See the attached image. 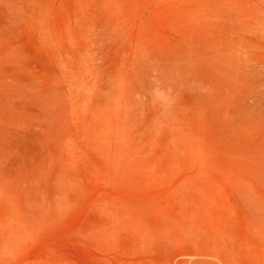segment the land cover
<instances>
[{
    "label": "rangeland",
    "instance_id": "rangeland-1",
    "mask_svg": "<svg viewBox=\"0 0 264 264\" xmlns=\"http://www.w3.org/2000/svg\"><path fill=\"white\" fill-rule=\"evenodd\" d=\"M0 63L60 99L0 264H264L230 191L236 153L264 148V0H0ZM100 107L70 160L72 118Z\"/></svg>",
    "mask_w": 264,
    "mask_h": 264
},
{
    "label": "bare ground",
    "instance_id": "bare-ground-1",
    "mask_svg": "<svg viewBox=\"0 0 264 264\" xmlns=\"http://www.w3.org/2000/svg\"><path fill=\"white\" fill-rule=\"evenodd\" d=\"M3 67H6V65L3 66ZM12 69H15V68H12ZM16 71H15V73H16ZM1 72L3 73V71H1ZM13 72H14V70H13ZM7 73H5V74H7ZM5 74H0V212H2V214H3L2 216H0V225L6 223L7 226L11 230H14V232L15 231L21 232V231H23L25 229V225L19 219V214H18L17 209H16L17 206H18V205L16 206L18 200H17V202H15L14 194L17 192L16 190H17V187H18V184H19L18 182L20 180H22L23 184L24 183L28 184L27 183L28 181H29V184H30L31 183L30 179H34V177H35V176L32 175V173L35 174L37 172V171L35 172V169L37 167H39L41 169V164H39V162L42 163L41 160H42V154H44L43 153V149L45 148L44 147L45 145H43L44 144L43 143L44 139L41 136L42 134L40 133V129H44L48 125L50 126V124L52 122L54 123V120H52L51 118H52V115H53V117L55 116L54 113H53V110H54V108L56 110V107L59 106L57 102L60 99H58L59 98L58 94H57L58 92L57 93L55 92L56 94H54V93L52 94L53 91L51 92L52 96L50 94H44V93H43V95H39L37 92H35V93H37L38 95L35 96V94H34L33 96H31L30 95L31 93L28 92L29 90L24 93L23 91H25V90L20 91L21 87L18 88L19 90L14 88V86H13L14 83L11 84L12 82L10 80H8L9 78L7 79V76ZM17 74H18V72H17ZM18 76H16V79L18 78ZM13 78L14 77L12 76V78H10V79H13ZM117 78H119V77H117ZM117 78L114 77V80L111 79V83H112V81H114V82H113V84L110 83L111 85H110L109 89L107 88L108 90L106 89L108 91V93L106 94L105 97H103L104 98V106L103 107H104L105 110H108L110 107L112 108L114 106V102L116 101V100L114 101V99H116V97L114 96L115 97L114 98L113 95H114L115 92L118 91L117 89H119V83H117L118 82ZM18 79H21V78H18ZM13 80H15V79H13ZM28 82H29V80H28ZM24 83H25V81H24ZM117 84H118V88H117ZM5 85H7L9 87H7ZM24 86H26V85H24ZM27 87H28V84H27ZM49 88H51V87H49ZM53 89L56 90V88H54V87H53ZM30 91H31V89H30ZM36 91H39V90H36ZM32 92H34V91H32ZM112 98H114V99H112ZM62 102H64V101L62 100ZM112 102H113V105H112ZM25 103L34 104V108H32L31 110H28L26 112L24 110V104ZM30 104L28 106H30ZM109 104H110V107H109ZM25 107H27V105ZM60 107H61V105H60ZM10 110L13 111V112H11ZM102 110H103L102 107L97 108L95 113L92 116H90V117H88V116L87 117L86 116H84V117L79 116L78 117L77 116V117L72 118L74 120V124H75V132H74V134L68 136L67 141H66V145H65L66 146L65 148L67 149V155H68L70 160L74 161L78 157V155H79L78 142H79V139H81L83 141L84 134L88 133V132H86L87 130H89L91 128L92 131L100 133V137H101V134L103 133V125H102V123L105 122V121L102 122V117H106V116H104ZM60 112H62V111H59V113ZM108 112H107V117H108ZM11 113L13 115L16 114V113H18V114H16V116L13 117V115ZM20 114H21V118H19ZM59 116H58V118H56V120L61 118ZM64 118L65 119L67 118L66 114H65ZM114 119L116 121V117H114ZM51 120H52V122H51ZM107 121L109 122L110 120L107 119ZM52 124H51V126H53L55 123L53 125ZM56 126H57V124H56ZM53 128L54 127H51L52 130H53ZM111 129L112 128H110V130ZM44 130H46V132H47V128L44 129ZM48 132H50V131H48ZM60 134H61V132H60ZM53 135H50V136H53ZM52 140L50 141V144H51ZM45 141H47V140H45ZM90 141H91V139H90ZM100 141H101V139L98 138V145H99ZM116 142H118V141H116ZM110 143H111V141H110ZM48 144H49V142H48ZM121 148H122V146H121ZM44 151H45V149H44ZM48 151H49V149H48ZM240 152H239V154L236 153L235 157L233 156L234 159L232 158L233 161H232V165H231V168H230V191H231V194H232L235 202L237 204L242 205L247 210L248 214L252 218V222L254 224L255 230L257 231L258 237L264 242V148L248 150V151H246L244 153H241V154H240ZM130 156H131V154H130ZM43 158L46 159L45 156ZM46 162H48V159H47ZM77 163H78V161H77ZM105 163H107V162H105ZM38 164L40 166H38ZM42 164H44V163H42ZM44 165H46V163ZM51 167L53 168V165ZM59 169H60V167H59ZM43 170L44 169H42V171ZM39 172H41V171H39ZM48 173H49V170H48ZM56 175L58 176V173ZM31 176H32V178H31ZM38 177L39 176H37L36 179ZM50 177H51V175H50ZM36 179H35V181H33L34 183L37 182ZM47 179H49V177ZM52 179H54V178H52ZM52 179H51V181H52ZM54 181H53V183H56ZM58 182H59V180H58ZM39 183H41V182H39ZM37 185H39V184H37ZM30 186H33V185H30ZM40 186L38 188H40ZM28 187H26L28 190L32 189L30 187H29L30 188L29 189ZM20 188H21L20 189L21 192H19V193H20V196H21V195H24V194H22L23 185H22V187L20 186ZM34 189H36L35 186L33 187V190ZM23 190H25V189H23ZM25 192L26 191H24L23 193H25ZM29 192H31V191H29ZM19 193L17 195H19ZM28 194L30 195V193H28ZM35 194H37V193H35ZM30 197H31V195H30ZM16 198L18 199V196ZM43 198H44V196H43ZM35 199H36V197H35ZM41 199H42V197H41ZM20 200L21 199H19V203H20ZM22 200L25 201L24 199H22ZM22 200H21V203H22ZM23 203H22V205H24L25 203H28V202H25L24 204ZM28 204H27V206H28ZM20 206H21V204H20ZM24 206H26V205H24ZM58 206H60V203H58ZM35 208H37V207H35ZM44 210H46V209H44ZM28 213H29V211H28ZM25 215H27V213ZM205 257H207V256H205ZM209 258H211V257H209ZM198 264H202V263H198Z\"/></svg>",
    "mask_w": 264,
    "mask_h": 264
}]
</instances>
